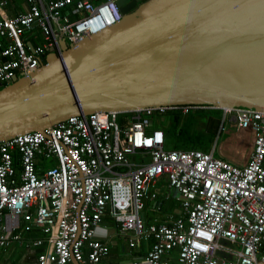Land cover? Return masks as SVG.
Listing matches in <instances>:
<instances>
[{"label": "built area", "instance_id": "2783aa9c", "mask_svg": "<svg viewBox=\"0 0 264 264\" xmlns=\"http://www.w3.org/2000/svg\"><path fill=\"white\" fill-rule=\"evenodd\" d=\"M7 4L0 0V88L60 54L62 40L75 45L122 17L118 0H24L15 15ZM201 107L75 115L46 136L31 131L1 143L0 249L44 245L35 264H101L109 247L96 229L109 216L129 247L151 241L143 264H175L167 257L174 250L176 264H264V111L221 108L219 134L228 123L250 136L244 164L216 154L217 144L166 149L160 119ZM161 178L178 195L179 214L148 222L145 203H157ZM21 221L42 237L25 239Z\"/></svg>", "mask_w": 264, "mask_h": 264}, {"label": "water", "instance_id": "95a60500", "mask_svg": "<svg viewBox=\"0 0 264 264\" xmlns=\"http://www.w3.org/2000/svg\"><path fill=\"white\" fill-rule=\"evenodd\" d=\"M139 2V3H138ZM121 19L0 88V144L75 115L264 111V0H118Z\"/></svg>", "mask_w": 264, "mask_h": 264}, {"label": "crops", "instance_id": "0c3cea01", "mask_svg": "<svg viewBox=\"0 0 264 264\" xmlns=\"http://www.w3.org/2000/svg\"><path fill=\"white\" fill-rule=\"evenodd\" d=\"M23 1L24 0H8V4L5 6V11L10 15L17 14V12L22 10ZM245 136L246 139L243 141H245L244 147L246 151H244L240 155H235L234 152V154L230 156L227 154H223L222 150L221 152L218 150L216 154L221 155L231 161H235L239 164H244L248 157V151L251 149V141H249L250 136L248 133H245ZM228 138L233 143L235 142L234 148L238 149V147L240 146V141L238 139H232L231 136H229ZM39 165H41V162H39ZM41 166L45 167L44 165ZM164 185L162 184V186ZM164 187L166 188V186ZM166 189L167 191L165 193H162L159 188L157 198L158 201L156 204L154 201H147L145 203L146 218L149 222L172 221L176 216H178L179 197L168 187ZM172 197L176 198V205H169L168 207H166L165 203H168V201L170 202V199ZM20 226L21 231L24 234V238L28 241H33L38 239L39 237H42V233L39 230L35 229L29 222L21 221ZM96 236L100 240L106 242L109 247V254L105 258H103L101 264H132L133 262H135L136 264H143L141 263L142 256L145 255L147 249H149L151 245V241H139L136 247L130 248L126 240V236L120 234L117 222L109 216L104 217L102 223L97 227ZM12 245L11 246L15 248H12L11 252H7L4 258L0 257V264H35L34 262L37 253L43 251L44 248V245H41L27 250L20 247L18 244ZM167 257L171 259V262L176 264V250L170 252Z\"/></svg>", "mask_w": 264, "mask_h": 264}, {"label": "trees", "instance_id": "16d2710c", "mask_svg": "<svg viewBox=\"0 0 264 264\" xmlns=\"http://www.w3.org/2000/svg\"><path fill=\"white\" fill-rule=\"evenodd\" d=\"M165 118L168 120L167 123L164 124L162 121L158 127L163 130L166 149H199L207 152L214 144H218L217 140L221 135L218 132L222 122L221 108L202 106L185 115L179 111H171ZM50 163L48 161V165ZM41 165L46 166V161L43 160Z\"/></svg>", "mask_w": 264, "mask_h": 264}, {"label": "rangeland", "instance_id": "374dc122", "mask_svg": "<svg viewBox=\"0 0 264 264\" xmlns=\"http://www.w3.org/2000/svg\"><path fill=\"white\" fill-rule=\"evenodd\" d=\"M121 116H123V114ZM160 120L164 121V124H166L167 121H168L165 117L161 118ZM225 127L227 129V133H221L220 137H218L219 134L216 136V139L218 137V140H217V142H218L217 151L219 150L221 152V150H222L223 154H227V155H230V156L232 154H234V152H235V155H240L241 153L246 151L245 147H244V142L245 141H243V140L246 139L245 133L243 131H237V129L233 125L228 124V123L225 124ZM222 135H223L224 139H223ZM227 136L228 137L231 136L232 139H235V140L238 139L240 141V146L238 147V149L234 148V146H235L234 143L235 142L233 143ZM216 139H215L214 143H216ZM162 184L163 185L165 184L164 186H166V188H167L166 180H162L161 179V181L159 182V185H158V187L160 188L162 193H165L167 191V189L164 186H162ZM175 199H176L175 197H172L170 199V202L168 201V203H165L166 204L165 206L168 207L169 205L170 206L176 205L177 201ZM12 246L6 248V250L0 249V257L4 258V256L7 254V252H11L12 248H15V247H12Z\"/></svg>", "mask_w": 264, "mask_h": 264}, {"label": "clouds", "instance_id": "9594fccd", "mask_svg": "<svg viewBox=\"0 0 264 264\" xmlns=\"http://www.w3.org/2000/svg\"><path fill=\"white\" fill-rule=\"evenodd\" d=\"M147 219V218H146ZM149 222V221H148ZM158 223V222H157ZM100 240V239H99ZM100 241H102V240H100ZM102 242H104V241H102ZM104 243H106V242H104ZM129 246V245H128ZM130 248H134V247H130Z\"/></svg>", "mask_w": 264, "mask_h": 264}, {"label": "flooded vegetation", "instance_id": "af4514ba", "mask_svg": "<svg viewBox=\"0 0 264 264\" xmlns=\"http://www.w3.org/2000/svg\"><path fill=\"white\" fill-rule=\"evenodd\" d=\"M139 3V2H138Z\"/></svg>", "mask_w": 264, "mask_h": 264}]
</instances>
